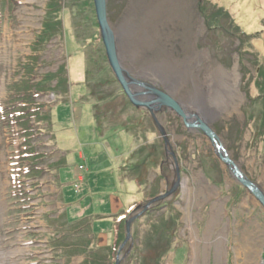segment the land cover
I'll list each match as a JSON object with an SVG mask.
<instances>
[{"label": "rangeland", "instance_id": "374dc122", "mask_svg": "<svg viewBox=\"0 0 264 264\" xmlns=\"http://www.w3.org/2000/svg\"><path fill=\"white\" fill-rule=\"evenodd\" d=\"M93 8L0 0V264H244L250 235L264 264L260 202L219 158V144L161 107L165 147L152 115L128 102L109 71ZM105 8L129 78L206 124L264 195V0ZM21 145L39 155L38 177L23 173Z\"/></svg>", "mask_w": 264, "mask_h": 264}, {"label": "water", "instance_id": "95a60500", "mask_svg": "<svg viewBox=\"0 0 264 264\" xmlns=\"http://www.w3.org/2000/svg\"><path fill=\"white\" fill-rule=\"evenodd\" d=\"M94 5V11H95V17L98 24V30L100 33V38L104 47L105 57L106 61L108 62L109 71H111L112 75L115 78V81L118 83V85L121 88V92L126 96V99H128V102L131 103L132 106H134L137 110L138 109H146L149 111V113L152 115L153 122H155L156 126L159 129V132L161 133L165 142V147H167V140L165 137V133L163 132L160 125L156 122L154 117V112H158L161 107H165L166 109H169L170 111L174 112L178 117L181 118L183 121V124L186 129H198L200 130L205 137L208 138L213 144L218 143L219 145L216 146V150L220 152L219 158L223 161V163L230 168V171L234 174L236 180L239 181V183L246 189V191H249L254 195V197L257 199L256 201H259L260 204L263 207L264 211V195L257 190L255 185H253L251 182L247 181L246 178L243 176L242 173H240L239 170H237L236 165L229 160L228 154L225 150H223V146L220 144L218 137L214 134L212 130L208 128L206 124L203 122L196 120L197 122H193L192 118L189 120L190 117H187V115L181 110V107H179L178 103L172 100V98L168 97L165 93L154 89L153 87H146L143 84L139 82H135L134 80L130 79L129 76L124 72V70L121 68L119 61L117 60V54H116V47H115V39L114 34L112 30L110 29V26L108 24L107 13H106V0H92ZM136 85L139 87H145L147 89V95L152 96L154 99L151 101H139V97L141 96L140 93H134L131 91V86ZM191 121V122H189ZM178 172V171H177ZM176 172V173H177ZM178 174V173H177ZM176 186L173 187V189L165 194L160 195L159 197L153 199L149 202V205L162 200L165 196L171 195L174 193ZM148 206V205H147ZM131 221H128L126 223V238H124V242L122 246L127 243V241L130 239V231L129 227L131 224ZM121 246V248H122ZM120 248V249H121ZM118 264V260L116 259V263Z\"/></svg>", "mask_w": 264, "mask_h": 264}, {"label": "trees", "instance_id": "16d2710c", "mask_svg": "<svg viewBox=\"0 0 264 264\" xmlns=\"http://www.w3.org/2000/svg\"><path fill=\"white\" fill-rule=\"evenodd\" d=\"M96 24H97V22H96ZM97 27H98V25H97ZM45 31H44V36H45ZM42 35V37H44ZM121 89V88H120ZM121 92V91H120ZM122 93V92H121ZM20 116H23V114H21ZM19 116V117H20ZM17 119V118H16ZM18 120V122L16 123L18 126H21L22 128H24L25 129V131H28V127H26V125H24L25 124V122H26V120H24V118H19V119H17ZM26 127V128H25ZM25 131H22L21 133H27V132H25ZM24 147V145L22 146H20V150L18 151V153L17 154H19V160L20 161H22V164H24V165H22V167H27L28 169H26L23 173L26 175V174H31V173H33V172H36L35 173V176H39V175H41L42 173H40V171L42 172V170L40 169V168H38L37 166H36V163L38 162L37 160V158H39V155L38 154H36L35 152L33 153V149H32V147H28V148H26L25 147V149L23 148ZM28 161V162H27ZM30 161V162H29ZM36 177V178H37ZM153 198H155V197H152V199ZM172 204V203H171ZM171 204H168V205H170V206H172ZM121 227H123V229H125L124 227H125V223H124V221H121V224L120 225H118V227L116 228L117 229V236H116V238H114L115 239V241H114V243H113V245H115V246H117V245H119L120 244V242L122 241V239H123V236L121 235V234H119L120 233V228Z\"/></svg>", "mask_w": 264, "mask_h": 264}, {"label": "bare ground", "instance_id": "6f19581e", "mask_svg": "<svg viewBox=\"0 0 264 264\" xmlns=\"http://www.w3.org/2000/svg\"><path fill=\"white\" fill-rule=\"evenodd\" d=\"M216 144L218 143H215V145ZM246 239V242L244 241L245 243L240 247L241 254L244 256V264H263L259 259L262 242L256 240L251 235Z\"/></svg>", "mask_w": 264, "mask_h": 264}, {"label": "crops", "instance_id": "0c3cea01", "mask_svg": "<svg viewBox=\"0 0 264 264\" xmlns=\"http://www.w3.org/2000/svg\"><path fill=\"white\" fill-rule=\"evenodd\" d=\"M91 174H92V173H91ZM91 174H90V175H91ZM93 181H94V180H93ZM93 181H92V182H93ZM84 182H85V181H84ZM78 184L84 185V183H78ZM77 188H78V187H77ZM78 193H79V190H78V192H77L76 194H78ZM115 195H116V194H115ZM120 195H122V193H120ZM120 198H121V196H120ZM114 208H115V207H114ZM122 208H123V207H121V209H122ZM116 209H117V208H116ZM103 217H105V216H103ZM107 217L110 218V217H112V216H111V214H108ZM86 219H88V218H81V219H79V220L83 221V220H86ZM110 221H112L111 218H110ZM93 224H94V222H93L91 225H93Z\"/></svg>", "mask_w": 264, "mask_h": 264}]
</instances>
